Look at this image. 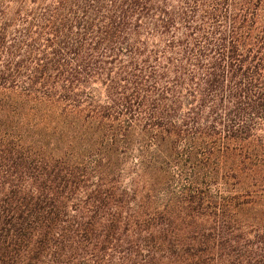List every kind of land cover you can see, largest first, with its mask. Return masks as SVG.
<instances>
[{
  "label": "trees",
  "instance_id": "1",
  "mask_svg": "<svg viewBox=\"0 0 264 264\" xmlns=\"http://www.w3.org/2000/svg\"><path fill=\"white\" fill-rule=\"evenodd\" d=\"M0 264H264V0H0Z\"/></svg>",
  "mask_w": 264,
  "mask_h": 264
}]
</instances>
